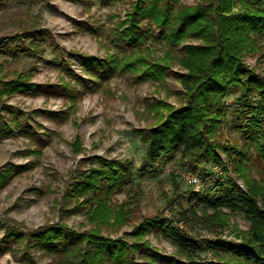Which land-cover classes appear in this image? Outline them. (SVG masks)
I'll return each mask as SVG.
<instances>
[{
  "label": "trees",
  "instance_id": "trees-1",
  "mask_svg": "<svg viewBox=\"0 0 264 264\" xmlns=\"http://www.w3.org/2000/svg\"><path fill=\"white\" fill-rule=\"evenodd\" d=\"M38 35L31 28L0 35V53L20 50L36 54L40 50ZM262 36L264 0H197L193 4H182L180 0H130L109 36L120 53L107 51L98 56L67 51V60H77L86 76L77 74L64 59L56 63L66 62L69 79L60 77L56 83L35 82L23 72L9 78L0 75V111L6 113H0V137L12 135L15 129L34 136L35 128L29 122L32 117H24L21 108L3 103L6 97L49 93L68 97L75 108V83L90 82L96 88L117 73H131L135 82L160 81L172 71L175 62L182 69L173 72L183 87L175 92L180 103L174 105L163 98L146 103L145 109L155 119L152 125L136 129L144 142V159L154 165L161 157L177 153L182 163L211 162L243 182L240 186L232 177H217V187L207 185L190 191L186 204L178 205L173 217L161 213L144 216L132 227L128 238L112 237L101 234L99 225L125 224L141 192L128 190L131 200L114 203L112 194L130 175V164L95 154L92 158L98 164L81 172L64 193L65 197L75 198L68 212H78L83 203H89L86 216L94 226L76 230L66 222L56 221L28 233L6 228L1 240L4 247L10 248V240H20L25 250L36 248L58 258L52 264H264V73L244 59L259 51L258 39ZM149 37L163 42L165 49L160 54L144 45ZM26 38L29 40L24 43ZM177 48L180 53H175ZM236 85L240 92L231 116L243 140L221 142L218 133L227 113L223 98ZM31 111L50 117L67 115L61 110ZM70 144L74 151L81 149L78 137ZM28 167L26 163H5L0 169V188ZM170 179L174 195L169 202L180 193L173 172ZM237 212L243 213L248 227L238 229V240L228 239L222 232L230 216ZM197 226L209 233L196 232ZM152 229L170 239L173 253H162L145 239Z\"/></svg>",
  "mask_w": 264,
  "mask_h": 264
},
{
  "label": "rangeland",
  "instance_id": "rangeland-1",
  "mask_svg": "<svg viewBox=\"0 0 264 264\" xmlns=\"http://www.w3.org/2000/svg\"><path fill=\"white\" fill-rule=\"evenodd\" d=\"M129 1L0 0V35L19 33L23 28L35 29L39 33L37 42L40 46L36 54L20 50L0 53L1 77L9 78L23 72L30 80L39 83H56L60 77L69 79L65 71L66 62L56 63L58 59L66 60L77 74L86 76L77 60H67V51L76 50L98 56H103L107 51L120 53L121 50L110 41L109 36L117 18L122 17L128 8ZM196 1L180 0V3L193 4ZM28 40L26 38L24 43ZM16 43L20 44L21 41ZM144 45H150L155 54L165 49L162 41L156 42L150 37ZM258 45L259 51L245 55L244 59L250 67L264 73V36L258 39ZM179 48L175 53L181 52ZM171 69L160 81L135 82L133 74L117 73L96 88L90 82L84 85L75 83L78 89L75 108L70 105L68 97L49 93H15L5 98L3 103L21 108L25 112L24 117H32L29 122L36 133L25 136L15 129L12 135L0 137V169L9 161L29 165L0 188V264H52L58 259L36 248L25 250L17 239L10 240V248H5L1 240L5 238L6 228L28 233L56 221L66 222L76 230L94 226L86 216L89 203H83L78 212H68L66 209L75 204V198L65 197L64 193L81 172L98 164L92 158L95 154L118 158L130 164V175L112 194L114 203L131 200L129 193L132 191L141 192L125 224L120 227L99 225L101 234L107 236L128 238L132 227L144 216L161 213L168 218L173 217L178 205L186 204L190 191L202 190L207 185L217 187V177L222 180L232 177L238 185L243 186L239 176L211 162L182 163L177 153L161 157L154 165L144 159V142L136 129L152 125L155 119L145 109L146 103L152 98H163L174 105L180 103V97L175 92L183 87L173 72H182V69L175 62ZM239 92L240 87L233 86L223 98L227 113L218 133L221 142L239 143L243 140L231 116ZM35 108L66 111L67 115L50 117L43 113H32L31 110ZM0 113L6 114L3 110ZM75 137L80 141L79 151H74L70 144ZM220 154L226 160L225 153L220 151ZM171 172L178 182L180 193L169 202L174 195ZM247 227L248 221L243 213L237 212L230 216L222 236L238 240V229L245 230ZM195 229L203 235L209 233L199 226ZM145 239L162 253L174 252L170 239L156 229H152Z\"/></svg>",
  "mask_w": 264,
  "mask_h": 264
}]
</instances>
